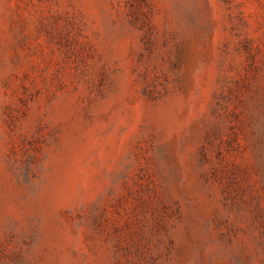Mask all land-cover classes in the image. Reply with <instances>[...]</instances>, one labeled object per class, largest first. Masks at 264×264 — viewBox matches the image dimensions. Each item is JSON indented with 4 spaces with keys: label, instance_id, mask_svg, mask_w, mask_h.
<instances>
[{
    "label": "rangeland",
    "instance_id": "rangeland-1",
    "mask_svg": "<svg viewBox=\"0 0 264 264\" xmlns=\"http://www.w3.org/2000/svg\"><path fill=\"white\" fill-rule=\"evenodd\" d=\"M0 264H264V0H0Z\"/></svg>",
    "mask_w": 264,
    "mask_h": 264
}]
</instances>
